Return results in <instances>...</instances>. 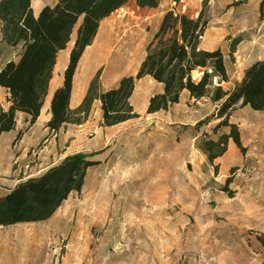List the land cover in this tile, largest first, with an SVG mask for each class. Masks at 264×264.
I'll list each match as a JSON object with an SVG mask.
<instances>
[{
	"label": "rangeland",
	"instance_id": "rangeland-1",
	"mask_svg": "<svg viewBox=\"0 0 264 264\" xmlns=\"http://www.w3.org/2000/svg\"><path fill=\"white\" fill-rule=\"evenodd\" d=\"M51 1L34 0V10ZM202 11L200 49L219 48L238 80L264 57V0H130L100 24L96 41L129 56L128 67L135 70L167 12L197 19ZM1 39L0 23V69L19 53ZM235 40L241 43L232 58ZM214 68L209 62L206 70ZM204 71L193 73L192 81ZM98 74L105 82L113 71L104 67ZM220 86L233 90L225 82ZM0 101L7 103L5 93ZM223 102L158 118L140 115L110 129L100 128L94 114L79 131L74 122L83 116L73 115L57 137L37 143L28 135L17 149L15 135L4 137L0 195L75 154L90 155L98 165L88 170L82 192L72 194L48 223L0 228V264H264V116L240 105L229 111L244 151L230 140L227 152L210 162L206 142L231 131L214 129L224 121ZM179 120L184 123L173 124Z\"/></svg>",
	"mask_w": 264,
	"mask_h": 264
},
{
	"label": "trees",
	"instance_id": "trees-1",
	"mask_svg": "<svg viewBox=\"0 0 264 264\" xmlns=\"http://www.w3.org/2000/svg\"><path fill=\"white\" fill-rule=\"evenodd\" d=\"M32 1L0 0L1 42L8 49L21 51L15 60L7 61L0 69V88L10 91L13 102L8 111L0 105V139L15 129L17 112L30 116L31 123L40 116L58 55L67 48L74 34L76 38L65 84L54 94L52 118L47 128L57 132L64 125L72 123L73 115L83 116L82 122L77 120L74 124H83L95 100L101 101V126L105 128L139 118L131 104L134 83L125 84L123 80L116 88L102 93L99 74L92 81L83 104L73 112L69 109L71 78L79 57L84 48L92 43L100 23L128 0H55L53 5L44 7L38 17L34 15ZM141 1L157 4V0ZM203 15L202 11L197 19H192L167 12L147 47L148 57L138 78L150 76L164 85V93L151 98L147 110L149 115L168 111L177 103L184 89L195 100L210 97L214 103L224 101L219 110V118L225 117L224 121L214 129L230 127L231 131L223 134L217 142H206L209 161L213 162L227 152L230 140L244 151L238 126L229 123V111L238 105L257 112L264 110V60L250 66L242 82L235 84L232 91L226 92L221 86H215V78L227 83L229 77L220 49L206 51L199 48V36L204 33L206 26L202 22ZM169 33L170 37L166 38ZM240 43L241 40L234 41L230 57L233 58ZM209 62L215 64L213 73L206 70ZM199 68L205 71L202 78L194 82L191 74ZM214 148H217L216 152ZM97 165L98 162L92 156L75 154L40 176L21 182L0 195V228L48 221L72 194L82 192L88 170ZM260 241L264 245V238L261 237Z\"/></svg>",
	"mask_w": 264,
	"mask_h": 264
},
{
	"label": "crops",
	"instance_id": "crops-1",
	"mask_svg": "<svg viewBox=\"0 0 264 264\" xmlns=\"http://www.w3.org/2000/svg\"><path fill=\"white\" fill-rule=\"evenodd\" d=\"M33 1H32L33 12H34V15L36 17H38L40 15V13L42 12L43 8L47 6V4L44 5L43 7H40L39 10L36 11V10H34ZM128 1H130V0H128ZM54 3H55V0H52L51 3L48 5H53ZM108 18H106V19H108ZM192 19H194V18H192ZM0 23H1V21H0ZM1 28H2V23H1ZM98 30H99V28H98ZM158 30H156L155 33L150 37L149 43L152 41L154 35L158 32ZM97 34H98V31H97L92 43L89 46H86L84 48L81 56L79 57V59L77 61L75 71H74L73 76L71 78L69 109L72 112L77 110L83 104V102L87 96V93L90 89L92 81L96 78L99 71H101V69L104 67L106 68V70L111 69L113 71V75L111 76L110 79L105 80V82H104V77L103 76L100 77V90H101V92L103 93V92L108 91L110 89L116 88L119 85V83L123 80L129 81V82L134 81L135 90H134L133 96L131 98V104L133 106L134 112L138 116H140V115L144 116L145 115V116L150 117V118H154V117L158 118L161 115L169 116L170 114H174V113L177 114V113L183 112V110L185 108L186 109L189 108L188 106H191V108H195V106L197 107L199 105H203L206 103H210L211 108H212L211 99H209L207 97V98H203L201 100H195V99L191 98L189 92L186 89H184L181 91L177 103L174 104L168 111H161V112H158L155 114H150V115L147 114V110H148L151 98L154 97L155 95L163 94L164 93V85L156 82L150 76H145V77L140 78V79L138 78V75L142 69V66L144 65L147 58L143 57V60H142L141 64L138 66V68L135 70L134 69L131 70V68L128 67V65L130 64V60H131L129 58V56H124V54L121 53L120 51H115L113 48V45L110 43H105V44L98 43L96 41ZM200 36H202L201 41H200ZM200 36H199V43H200L199 48L202 44V41L205 39V33L200 34ZM1 41H2V39H1ZM255 45H256L255 42H253L251 47L253 48ZM239 46H240V44L238 45V47ZM238 47H237V49H238ZM73 48H74V42L71 41L68 44L67 48L65 50L61 51L58 55L57 63H56V66H55V69L53 72V77H52V80H51L50 86H49L48 95L45 98V103H44V106H43V109L41 111L40 116L36 119V121L34 123H31V117L30 116L23 114V113H20V112H17L16 113V127H15V129L9 133L4 134L0 139V143L2 142L4 137H6L8 135L9 136L15 135L14 140H17L16 142L19 141L18 143H16L15 149H17L22 145L24 138L27 137L28 135H29L28 137H30L31 140L35 139V141L37 143H39L41 140H43L44 138H46L49 135L53 136V138L57 137L59 135V131H61L62 129L65 128V126L68 125V124L64 125L57 132H52L47 128V124L52 118V114H51L52 100H53L55 92L64 87L65 75H66L67 68L70 64V55H71ZM217 49H219V48H214L212 50H206V51H214ZM236 52H238V51H236ZM20 53H21V51L19 50V55H20ZM228 54L230 55L229 51H228ZM223 55H224V53H223ZM147 57H148V55H147ZM224 59H225V56H224ZM263 60H264V57L259 58L256 61H254L252 64H250L249 67L252 66L256 62L263 61ZM225 62H226V59H225ZM124 66H127V67L124 69ZM226 68H227V63H226ZM200 69L201 68L197 69L193 73L199 71ZM227 75L229 77V81L227 83L231 84L233 89H234L235 84L242 82L244 75H245V72L239 75L238 80L236 78H234L232 76V74L230 73V71H228V70H227ZM0 93H5L6 97H7V103L3 104L0 101V105L3 107V109L5 111L10 110V108L12 107V104H13L10 91L7 89H4V88H0ZM217 104L218 103L214 104L215 108H216ZM214 105H213V108H214ZM101 106H102L101 101L95 100L93 103V106H92V109H91V112L89 115V120L87 121V123L86 124L83 123L81 125H77L78 127H76V126L75 127L79 131L86 129L87 124H89L92 121V116L94 114H95V119H97V124H99L100 128L110 129V128L117 127V126H114V127H110V128H105V127L101 126V122H102ZM260 112L264 116V110L260 111ZM129 122L130 121L125 122V123L120 124V125H124V124L129 123ZM175 122L176 123L173 122V124H177L178 122L184 123V121H180V120L175 121ZM188 124L189 123L187 122L186 125H188ZM120 125H118V126H120ZM52 143H53V141L50 143V145ZM52 166H54V165H50V166L46 167L45 169H42L36 175L40 176L41 174L48 171L49 168ZM31 177H34V176H31ZM22 182H24V180ZM19 183H21V181L16 183L10 189H3V194H5L6 192L15 188ZM0 190H2V189H0ZM53 217L46 222L39 223V224H32V225H40V224L48 223L49 221H51L53 219ZM26 225H30V224H26Z\"/></svg>",
	"mask_w": 264,
	"mask_h": 264
},
{
	"label": "water",
	"instance_id": "water-1",
	"mask_svg": "<svg viewBox=\"0 0 264 264\" xmlns=\"http://www.w3.org/2000/svg\"><path fill=\"white\" fill-rule=\"evenodd\" d=\"M202 39V36H200V40ZM215 83L217 84V85H221V81H220V79L219 78H216L215 79Z\"/></svg>",
	"mask_w": 264,
	"mask_h": 264
}]
</instances>
